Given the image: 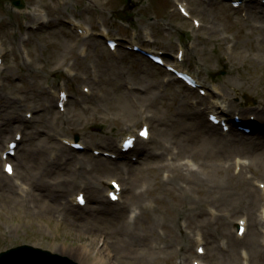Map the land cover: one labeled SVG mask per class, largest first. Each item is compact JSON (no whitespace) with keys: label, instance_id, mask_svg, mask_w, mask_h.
<instances>
[{"label":"rangeland","instance_id":"obj_1","mask_svg":"<svg viewBox=\"0 0 264 264\" xmlns=\"http://www.w3.org/2000/svg\"><path fill=\"white\" fill-rule=\"evenodd\" d=\"M21 1L22 10L0 4V252L29 245L76 264H264V143L250 153L239 149L243 139L264 142V5ZM37 5L48 16L36 24ZM117 11L130 19L120 21ZM248 24L256 29L252 36ZM108 38L117 43L114 50ZM61 44L73 47L63 67ZM133 46L166 66L177 61L205 95ZM232 46L234 53L252 48L253 64L230 61ZM212 96L227 119L236 111L245 122L253 119L254 130L206 129ZM144 124L151 139L120 153V141ZM237 132L239 139L231 136ZM76 136L81 150L70 146ZM17 137L11 177L3 172V155ZM111 180L125 189L119 203L106 193ZM129 190L140 199L128 203ZM78 194L85 205L75 203ZM240 221L245 232L237 236Z\"/></svg>","mask_w":264,"mask_h":264},{"label":"bare ground","instance_id":"obj_2","mask_svg":"<svg viewBox=\"0 0 264 264\" xmlns=\"http://www.w3.org/2000/svg\"><path fill=\"white\" fill-rule=\"evenodd\" d=\"M173 1H175V2H179V0H173ZM64 4H65V1H64ZM180 5V7H183L184 8V6L182 5V4H179ZM40 6L39 5H37V6H33V9H32V13H31V15H32V18H33V22H31V23H40L42 20H43V22H45V21H47V16L48 15H46V14H44V12L42 11V10H39L38 8H39ZM185 9V8H184ZM53 10L56 12V11H58L59 9L58 8H56V7H54L53 8ZM185 11H186V13L188 14V15H190V13L185 9ZM36 23V24H37ZM202 25H200L199 23L197 24V27L198 28H200ZM247 27H248V34L250 35L251 33H252V31H253V29L254 30H256L255 29V27L254 26H252V25H250V24H248L247 25ZM86 31H84V33L85 34H87L89 31H90V28L89 27H87L86 26ZM211 29V28H210ZM105 33V32H104ZM256 33V32H255ZM255 33H253V34H255ZM253 34H251L250 36H252ZM212 40L213 41H218L219 43H222V44H224V43H228L229 42V38L228 37H224L222 40H218V39H216L215 37H212ZM47 46H52V44L51 43H48L47 44ZM61 47H63L64 48V50H63V55H64V57L61 59V61L59 62H57V63H59L60 65H62V67L63 66H66L67 65V62H68V56L69 55H71L72 54V49H73V47H69V46H64V44H61L60 45ZM76 46V45H75ZM83 46H85V47H87V44H83L82 45V47ZM234 47L232 46V50H231V52L228 54L229 55V60L230 61H233V60H237V61H239V62H241V63H243L244 65H247V66H249V65H252L253 64V57H252V55H253V53H254V50L252 49V48H247V49H245V50H242V51H240L239 53H237V52H235L234 53ZM255 49V48H254ZM255 51H256V49H255ZM80 52L82 53V52H84V48H82L81 50H80ZM174 66H175V69L176 70H178V71H183L184 69H183V67L182 66H180V64L177 62V61H175V64H174ZM69 68V67H68ZM184 72H185V70H184ZM234 86V83H232V84H230V85H227V87H226V90H230L232 87ZM222 91H224V90H222ZM225 92V91H224ZM215 94H216V92H215ZM58 96V95H57ZM58 98V97H57ZM213 100H214V103H213V106L211 107V109L209 110L210 111V114H212V115H216V116H218L219 118H220V120H222V119H226L227 118V116H226V114L224 113V112H226V110L224 109V106L220 103H218L217 102V100H216V97H211ZM152 118H153V116H152ZM142 121H148V119L147 118H145V117H141L140 118ZM149 121H152V119H151V117H150V119H149ZM124 123V122H123ZM241 126V125H240ZM213 126H211V125H207V126H205V128L206 129H208V128H212ZM128 128L130 129L129 131H128V133L127 134H134L135 132H134V128H135V124H133L132 126L130 125H128ZM132 129V130H131ZM212 130V129H211ZM252 130H254V128L252 129ZM261 132V131H260ZM262 134V133H261ZM231 136H236V137H238V135L237 134H231ZM150 136L148 135L147 136V138H149ZM229 137H230V135H229ZM129 139H132V137H130ZM239 139V138H238ZM231 140H233L232 138H231ZM134 141H138V139H136L135 138V140ZM71 141H69V143H70ZM241 143H245V144H249V145H245V144H241V145H239V149L240 150H242V151H244V149L246 150V151H244V152H247V153H250L252 150L254 151V150H256V149H258L257 147L259 146V145H261L263 142H261L260 140H258L257 138H255V137H252V139H251V141L250 140H245V139H243L242 141H241ZM142 149V148H141ZM122 151L123 150H120V152L122 153ZM128 151H130V150H128ZM124 152V151H123ZM183 154V152L181 153V155ZM189 160H187V164H188V166H189ZM237 164V163H236ZM187 166V167H188ZM173 170H175V168H173ZM161 173V171L159 170V169H157L156 170V176H158L159 174ZM15 176V173H14V171H13V173H12V177H14ZM193 176H195V175H193ZM190 180H196L195 179V177H192V178H189ZM125 189L123 188V187H120V189H119V192H118V195H120L121 194V192L122 191H124ZM106 192H107V194L108 193H110L111 192V190H109V189H107L106 190ZM140 197H141V194H138V195H136L135 193H133L131 190H129V194H128V196L126 197V201L128 202V203H132L134 200H135V198H137V199H140ZM119 198L120 197H118V200H119ZM118 200H117V202H118ZM263 214H264V210H263ZM263 217H264V215H263ZM185 222H186V226L188 225V226H190V223H191V217L190 216H187L186 217V219H185ZM135 223V222H134ZM239 226H245V221H241L240 223H239ZM197 228H198V230L202 233V226H197ZM262 235L264 236V232L262 233ZM197 237H199V235H197ZM202 240V239H201ZM201 240H197L196 242H195V245H197L198 247L197 248H199V246H200V244H201ZM264 243V242H263ZM243 255L245 256V253H243ZM195 264H201V263H199V262H197V263H195Z\"/></svg>","mask_w":264,"mask_h":264},{"label":"water","instance_id":"obj_3","mask_svg":"<svg viewBox=\"0 0 264 264\" xmlns=\"http://www.w3.org/2000/svg\"><path fill=\"white\" fill-rule=\"evenodd\" d=\"M16 6H20L18 1H12ZM11 255L14 258H11ZM58 261L59 263L68 264V260L64 258H58L57 256H52L48 252H42L40 250H33L29 247H20L11 250L8 253L0 255V264H29L31 262H37L42 260H52Z\"/></svg>","mask_w":264,"mask_h":264},{"label":"snow or ice","instance_id":"obj_4","mask_svg":"<svg viewBox=\"0 0 264 264\" xmlns=\"http://www.w3.org/2000/svg\"><path fill=\"white\" fill-rule=\"evenodd\" d=\"M142 136H146V132H141ZM130 143V142H129ZM9 172L11 171L10 167L7 169ZM82 202V201H81Z\"/></svg>","mask_w":264,"mask_h":264}]
</instances>
